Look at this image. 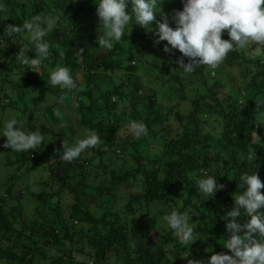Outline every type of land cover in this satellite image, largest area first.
Returning a JSON list of instances; mask_svg holds the SVG:
<instances>
[{
  "label": "trees",
  "instance_id": "obj_1",
  "mask_svg": "<svg viewBox=\"0 0 264 264\" xmlns=\"http://www.w3.org/2000/svg\"><path fill=\"white\" fill-rule=\"evenodd\" d=\"M95 2L0 0V32L36 15H58L65 23L45 36L51 56L36 68L38 74L14 61L28 43L27 33L0 49V57L9 58L8 64L0 62V99L21 110L17 119L24 121L25 94L43 102L50 91L52 99L44 106L48 119H34L33 113L24 121L44 136L39 151L0 148L11 166L0 177V263L186 264L182 255L206 260L213 253L231 254L222 245L228 235L222 217L234 206L232 194L243 191L239 177L256 171L264 184V126L255 121L257 103H264V46L250 43L230 52L216 68L200 65L181 76L175 62L178 50L175 55L164 53L166 41L154 45L139 27L132 26L111 49L98 46ZM180 8L181 0L161 4L162 12ZM222 38H228L226 32ZM151 54L158 60L148 68L153 76L144 83L136 75V64ZM57 65L68 67L74 79L80 73L83 90L75 91L76 97L48 85L49 73ZM145 85L155 88L144 91ZM259 107L264 109V104ZM132 122L142 123L146 133L136 138L126 130ZM95 129L101 137L95 148L71 162L61 158L62 143L71 145L76 130ZM4 139L0 137V144ZM38 168L46 171V179L32 191L27 182ZM201 171L216 175L217 183L224 185L213 197L196 190L193 174ZM66 190L70 191L67 204L58 200ZM259 191L264 194V187ZM88 197L90 201L83 200ZM119 199L122 206L110 203ZM15 200H32L28 212L38 218L24 223ZM152 203L161 215L173 208L188 211L190 222L205 230L206 240L202 245H180L167 229L151 248L147 209ZM241 213L238 219L246 222L249 217ZM143 232L147 234L138 242ZM209 246L212 251L206 252Z\"/></svg>",
  "mask_w": 264,
  "mask_h": 264
},
{
  "label": "clouds",
  "instance_id": "obj_2",
  "mask_svg": "<svg viewBox=\"0 0 264 264\" xmlns=\"http://www.w3.org/2000/svg\"><path fill=\"white\" fill-rule=\"evenodd\" d=\"M162 2L163 0H96L95 14L98 17L100 33L98 35L97 30L95 31L98 35L96 38L98 46L111 49L114 43L122 41V36L130 33L132 26L139 27L142 33L151 36L154 45L166 41L162 48L164 53L175 55L178 50L180 55L176 57L175 62L182 70L181 76L193 73L200 65L216 68L230 52L244 49L250 43L264 46V0H181L182 8L173 9L171 13L167 10L162 12ZM58 19V15L51 18L49 15H36L19 25L4 26L0 32V49L4 51L9 42L17 41L19 34L27 33L28 43L20 47L14 61L38 74L36 68L51 56L50 45L44 39L45 36L61 25L64 27L65 23ZM172 21L174 26L171 25ZM225 32L227 39L222 38ZM5 37L9 40L6 41ZM28 45L32 47L29 48ZM29 52H34L35 56L30 57ZM147 56H154L157 63V56L152 54L143 56L136 64L137 76H141L140 72L145 75L149 67L154 68L142 62ZM1 57L9 59L6 56ZM131 63H136V60H132ZM113 80L116 81L114 78ZM47 83L66 91L67 95L71 91L83 90L81 85L77 86L70 69L66 66L57 65L49 73ZM114 99L115 95L112 96V100ZM261 104L264 103H257L255 121L264 126V109L259 107ZM121 106L124 109V104ZM250 108H253L252 111L256 109L252 106ZM130 131L139 138L146 133V128L142 123L132 122ZM255 136L258 137L256 133ZM0 137L6 138L0 144V148H10L18 153L39 151L44 143V136L37 126L31 128L26 126L15 114L10 115L0 127ZM100 139L96 129L86 130L83 137L74 138L71 145L62 143L61 158L71 162L85 150L95 148ZM30 155L34 158L33 152ZM251 158L252 156L249 157ZM5 166L9 172L11 166L6 164V159H2L0 177L4 173L1 167ZM193 175L196 190L206 198L213 197L224 187L223 184L217 183L216 175L205 171ZM239 179L243 191L232 194L234 206L222 217L228 233L222 245L231 254L213 253L206 260L193 259L189 254L182 255L181 257L187 258L186 264H264V212L261 211L264 208V194L259 191L264 184L256 171L244 172ZM241 210L249 217L246 222L238 219L242 216ZM162 221L180 245L189 246L200 236L194 231L195 222H190L188 211L180 212L173 208L162 216ZM205 251L211 252V246Z\"/></svg>",
  "mask_w": 264,
  "mask_h": 264
},
{
  "label": "rangeland",
  "instance_id": "obj_3",
  "mask_svg": "<svg viewBox=\"0 0 264 264\" xmlns=\"http://www.w3.org/2000/svg\"><path fill=\"white\" fill-rule=\"evenodd\" d=\"M4 57H0V59H1V64H6L7 62H9V60H7V59H3ZM142 62L143 63H146V64H148V65H150V66H155V64H156V58L154 57V56H147V57H144L143 59H142ZM140 74H141V78L143 79V82L144 83H146V81H145V78H146V76L147 77H152L153 76V74H151L149 71L144 75V73H142V72H140ZM113 76V78L115 79V80H118V76L116 75V74H113L112 75ZM75 82H76V84H77V86H83L82 84H83V80H82V78H81V75H80V73H76V77H75ZM6 86V84H3V88ZM146 86V85H145ZM150 86H152V85H150ZM154 88H155V86H153ZM153 87H149V86H146V88L147 89H149V90H152V88ZM55 89V88H54ZM196 89V85H194V87H193V90L192 91H194ZM70 91V90H69ZM192 91L191 90H188L187 91V94H191L192 93ZM36 92V91H35ZM67 93V92H66ZM51 92L50 91H48L47 93H46V96H45V98H44V101L43 102H38L37 101V99L34 97L35 95H28V94H25L24 96H23V101L25 102V104H27V110L25 111V114L23 115L24 116V121L26 122L27 121V119H28V117H30L31 115H33V113H34V115L32 116L34 119H37V120H40V119H43V117L44 118H49V115H45V110H44V106L46 105V104H49V103H52V99H51ZM70 96H72V97H76V93H75V91H71L70 92V94H69ZM13 97H15V95L13 96ZM5 99V100H4ZM2 101H1V99H0V102H1V104H0V127H2L3 126V123H4V121L6 120V119H8L9 117H10V115H13V114H15L16 115V117L18 118V116H20L21 115V110L20 109H18V108H11V107H9L7 104H8V100L6 99V98H4ZM55 107H60V105L59 104H56L55 105ZM121 110H122V107L120 106L119 107ZM34 110H36V113H35V111ZM45 112V113H44ZM43 116V117H42ZM43 121V120H42ZM74 121V120H73ZM71 123H73L72 122V120H71V118H67V121H66V124L67 125H70ZM76 123V122H75ZM38 128V127H37ZM126 130H129L130 131V129H129V127L128 128H126ZM84 132L85 131H78V130H76L75 131V133H76V135H75V137L74 138H82L83 137V134H84ZM47 140V136L45 137V141ZM3 157V154L0 152V162L2 161V159H4V158H2ZM4 162V161H3ZM1 169H2V171H4V173H3V175L5 174V173H7V169H8V167H1ZM91 170H92V167H91ZM70 173L72 174V175H74L73 174V171H70ZM44 179H46V171H44V170H42L41 168H38V169H36L35 170V172H33L30 176H29V179H28V182H27V185H28V187L30 188V190H32V191H36V190H38V189H40L42 186V184H41V181L42 180H44ZM55 188V187H54ZM122 192H120V194H121ZM69 194H70V191H68V190H66V191H62V193L59 195L58 194V200H59V202H61V203H65V204H67L68 203V201H69ZM83 200L84 201H90L91 200V198L90 197H88L87 199L86 198H83ZM103 200V199H102ZM104 201V200H103ZM123 202L124 201H122V200H112L110 203L111 204H114V207H119V206H122V204H123ZM11 203V202H10ZM13 204L15 205V204H18V209L19 210H21V211H23V213H22V215H21V220L24 222V223H26L27 225L29 224V218H38L35 214H30L29 212H28V209L30 208V207H32V205H33V202H32V200H23V201H21V202H17V200H15L14 202H13ZM9 205L10 204H8V207H9ZM155 205V203H152V204H150V206L148 207V209H147V211H148V216H147V222H148V227L150 228V232H149V236H150V246H151V248H154L155 247V245H156V243L159 241L158 240V238H159V236H160V232H163L164 230H167L168 228H167V226H166V224L162 221V216L163 215H161V214H158L157 212H156V210H157V206H154ZM25 213H27V214H25ZM194 231L195 232H197V233H199L200 234V236H199V238L195 241V244L197 245V243L199 244L200 243V245H202V243H203V241H205L206 240V232H205V230L203 229V228H201V227H195L194 228ZM147 233L146 232H143L142 234H140L138 237H137V241L138 242H142L143 241V239L145 238V235H146ZM153 237V238H152ZM136 241V242H137ZM201 241V242H200ZM0 264H2V263H0Z\"/></svg>",
  "mask_w": 264,
  "mask_h": 264
}]
</instances>
